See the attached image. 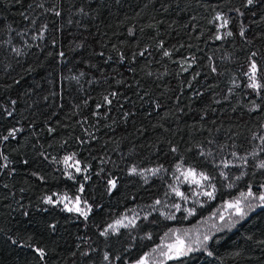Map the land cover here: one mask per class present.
Here are the masks:
<instances>
[{
	"label": "trees",
	"instance_id": "1",
	"mask_svg": "<svg viewBox=\"0 0 264 264\" xmlns=\"http://www.w3.org/2000/svg\"><path fill=\"white\" fill-rule=\"evenodd\" d=\"M262 164L264 0H0V264H135ZM163 264H264V207Z\"/></svg>",
	"mask_w": 264,
	"mask_h": 264
},
{
	"label": "rangeland",
	"instance_id": "2",
	"mask_svg": "<svg viewBox=\"0 0 264 264\" xmlns=\"http://www.w3.org/2000/svg\"><path fill=\"white\" fill-rule=\"evenodd\" d=\"M225 21H227V18L222 15H218L215 19V23L220 31V38H224L226 35L225 29L227 23L225 24ZM252 65L253 63H250L246 69L248 81L247 89L251 93H256L259 88L250 87L253 76L255 77L256 83L259 84L257 70L253 73ZM62 164L68 169L73 166L71 160H65ZM260 196H264V188L260 190V194L258 195L247 192L237 196L233 200L225 202L210 217L194 227L170 232L158 248L145 255L135 264H163L168 260L180 258L192 252L203 250L213 233L220 229L234 227L236 223L244 219L255 209L264 207V201L259 199ZM53 200H55L56 203H60L67 211L82 216L86 214V209L79 197L74 199L66 196L53 197Z\"/></svg>",
	"mask_w": 264,
	"mask_h": 264
},
{
	"label": "snow or ice",
	"instance_id": "3",
	"mask_svg": "<svg viewBox=\"0 0 264 264\" xmlns=\"http://www.w3.org/2000/svg\"><path fill=\"white\" fill-rule=\"evenodd\" d=\"M247 3L249 4V5H251L252 3H253V0H247ZM58 14V13H57ZM219 18V17H218ZM225 24L227 23V21H225L224 22ZM219 38V37H218ZM167 54V53H166ZM255 71H256V65L255 64H253L252 65V72L253 73H255ZM250 87H252V88H259V87H261L259 84H257L256 83V80H255V77L253 76L252 77V84L250 85ZM9 135H13V133H9ZM4 139H7V137H5ZM66 160L68 159L67 157L65 158ZM261 167H264V164H262L261 165ZM78 171H79V169H77ZM205 179H207V177H204ZM114 186V185H113ZM259 199L261 200V201H264V196H260L259 197ZM45 203H51V199L49 198V199H47L46 201H45ZM177 207H179V206H177ZM238 211H239V209H238ZM102 235H103V233H102ZM207 239V238H206ZM38 252H39V254L41 255V256H43V251L42 250H38ZM105 259H107V256L105 257Z\"/></svg>",
	"mask_w": 264,
	"mask_h": 264
}]
</instances>
